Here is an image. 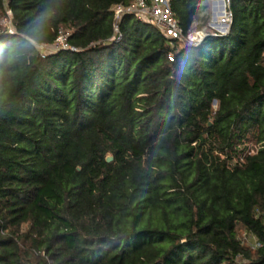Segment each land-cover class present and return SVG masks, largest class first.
Here are the masks:
<instances>
[{"label": "trees", "instance_id": "1", "mask_svg": "<svg viewBox=\"0 0 264 264\" xmlns=\"http://www.w3.org/2000/svg\"><path fill=\"white\" fill-rule=\"evenodd\" d=\"M132 1L0 0V264H264V0L197 46L113 41ZM209 1L173 0L185 34Z\"/></svg>", "mask_w": 264, "mask_h": 264}, {"label": "built area", "instance_id": "2", "mask_svg": "<svg viewBox=\"0 0 264 264\" xmlns=\"http://www.w3.org/2000/svg\"><path fill=\"white\" fill-rule=\"evenodd\" d=\"M7 4L9 0H4ZM173 0H133L129 5H117L112 8L114 15V38L113 41L120 42L122 33L120 25L125 16H132L137 20L148 23L157 28L166 38L180 42H188L197 46L210 34L224 36L230 31L233 21V14L230 10L231 0H210L207 8L201 14V18L207 19L194 24L193 31L185 34L179 21L176 19L172 10ZM12 12L7 11V17L1 20L3 28L8 29L13 34ZM69 32L60 30L55 43L52 46H40L43 55L55 53L61 50L77 51L68 42ZM244 244L253 250L263 247L257 238L249 232H245L240 238Z\"/></svg>", "mask_w": 264, "mask_h": 264}, {"label": "rangeland", "instance_id": "3", "mask_svg": "<svg viewBox=\"0 0 264 264\" xmlns=\"http://www.w3.org/2000/svg\"><path fill=\"white\" fill-rule=\"evenodd\" d=\"M207 19H208V21H209V19H210V17L209 18H204V20H203V22H206L207 23ZM244 233H245V231L244 232H242V233H240V235H239V238H242L243 237V235H244Z\"/></svg>", "mask_w": 264, "mask_h": 264}, {"label": "water", "instance_id": "4", "mask_svg": "<svg viewBox=\"0 0 264 264\" xmlns=\"http://www.w3.org/2000/svg\"><path fill=\"white\" fill-rule=\"evenodd\" d=\"M112 160H113V157H112V156H110V157L107 159L108 162H111Z\"/></svg>", "mask_w": 264, "mask_h": 264}]
</instances>
